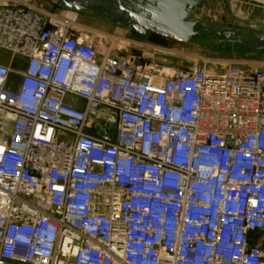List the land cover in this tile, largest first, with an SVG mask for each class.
Wrapping results in <instances>:
<instances>
[{
    "label": "built area",
    "instance_id": "1",
    "mask_svg": "<svg viewBox=\"0 0 264 264\" xmlns=\"http://www.w3.org/2000/svg\"><path fill=\"white\" fill-rule=\"evenodd\" d=\"M81 29L0 0V264H264V69Z\"/></svg>",
    "mask_w": 264,
    "mask_h": 264
},
{
    "label": "rangeland",
    "instance_id": "2",
    "mask_svg": "<svg viewBox=\"0 0 264 264\" xmlns=\"http://www.w3.org/2000/svg\"><path fill=\"white\" fill-rule=\"evenodd\" d=\"M38 1L46 9L80 24L83 33H90L101 40L103 50L107 48L106 37L101 35L103 33L130 39L135 41L136 45L131 46L120 41L115 44L116 49L123 52L128 50L166 71L190 67L201 59L207 60L209 67L221 71L229 68L231 60L242 62L246 68L264 69V51L253 53L240 45L220 41L211 33L203 31L202 26L197 27L201 33L194 36L189 43H180L152 33L146 36L137 35L130 32L126 26H118L99 15L89 12L72 13L63 8L61 3L54 5L52 0ZM190 18L202 19L205 27L245 29L242 38L246 40L254 37L252 32H264V15L261 8L252 6L246 0H231L230 7L225 0H203L192 10Z\"/></svg>",
    "mask_w": 264,
    "mask_h": 264
},
{
    "label": "water",
    "instance_id": "3",
    "mask_svg": "<svg viewBox=\"0 0 264 264\" xmlns=\"http://www.w3.org/2000/svg\"><path fill=\"white\" fill-rule=\"evenodd\" d=\"M62 6L73 12H89L106 18L119 26H126L137 35L149 33L189 43L201 33H211L218 40L245 47L251 52L264 51V32H252L253 38H242L245 29L204 26L202 19L192 20L190 13L203 0H58ZM228 7L231 0H225ZM102 136L106 135L100 131Z\"/></svg>",
    "mask_w": 264,
    "mask_h": 264
},
{
    "label": "crops",
    "instance_id": "4",
    "mask_svg": "<svg viewBox=\"0 0 264 264\" xmlns=\"http://www.w3.org/2000/svg\"><path fill=\"white\" fill-rule=\"evenodd\" d=\"M31 1H34L36 3L40 2L38 0H31ZM44 1H46V0H44ZM52 1H53L54 5L61 3L58 0H52ZM246 1H249L250 4H252V6L254 5V7L261 8L262 14L264 15V0H246ZM70 12L77 13V14L81 13V12H73V11H70ZM263 24H264V22H263ZM0 63L5 64V65H9L11 67V71H10L9 78L7 81L8 87L11 89L18 88V86L20 84V80H21V72L24 71L26 69V66H27L26 60L21 58V57H18V56L11 58L10 53H8L5 50L0 49ZM251 239H252V241L259 243L261 245L263 252H264V231L252 234Z\"/></svg>",
    "mask_w": 264,
    "mask_h": 264
},
{
    "label": "trees",
    "instance_id": "5",
    "mask_svg": "<svg viewBox=\"0 0 264 264\" xmlns=\"http://www.w3.org/2000/svg\"><path fill=\"white\" fill-rule=\"evenodd\" d=\"M251 52V51H250ZM254 53V52H253ZM258 53V52H257Z\"/></svg>",
    "mask_w": 264,
    "mask_h": 264
}]
</instances>
